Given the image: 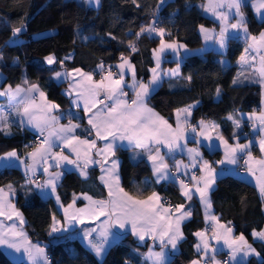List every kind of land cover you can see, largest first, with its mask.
<instances>
[{
    "label": "snow or ice",
    "instance_id": "6c2138e0",
    "mask_svg": "<svg viewBox=\"0 0 264 264\" xmlns=\"http://www.w3.org/2000/svg\"><path fill=\"white\" fill-rule=\"evenodd\" d=\"M83 3L90 7L100 6V0H83ZM132 3L140 7L138 0H132ZM165 3L166 0H159L156 9L159 10ZM246 3H250L258 19L264 20V0H207L199 7L219 21V32L203 25L199 31L206 44L211 41L213 45L219 46V50L226 49L233 34H243L247 47L239 63L252 69V74L245 77V80L258 83L264 90V31L259 35L249 33L244 10ZM24 31L23 24L13 27L10 42L20 43L19 37ZM144 34L150 38H160L158 47L152 51L155 67L149 69L151 78L147 82L137 79L135 66L123 53L120 62L114 67H106L101 61L91 71L80 67L69 70L66 63L72 59V54L62 59H58L54 53L44 57L47 65H58L48 69L52 74L49 86L51 81L56 84L68 83L64 93L70 100L67 113L62 112L60 105L49 99L48 93L39 83H32L25 77L15 86H5V78L0 73V97L6 98V103H0V134L9 137L13 134L14 127L38 133L37 142L26 158H21L16 150H12L0 155V160L19 161L25 172L26 184L34 185L44 196L49 195L46 190H50V195L55 196L57 204L63 209L64 222L61 226V221L53 215L49 234L68 232L74 225H83L79 235L97 258L103 256L106 246L112 240L130 230L140 242L150 239L154 245L158 243L159 251L148 246V252L142 254L148 264H169L167 250H177L179 243L185 239L181 225L192 217L191 207L184 203L173 206L164 201L156 191H152L146 199L125 191L119 174L121 161L114 158L121 150L133 152L131 159L137 163L143 162L142 157L147 158L152 169L153 183H178L180 194L187 201L193 200L194 196L199 197L208 227L193 234L198 239V243L194 245L198 255L190 264H242L238 257L259 256L243 234L234 236L230 222L220 223L212 212L210 193L214 190L219 173L216 166L203 159L200 149L205 146L203 141H207L209 151L222 147L224 158L218 161L219 165H238L243 160L248 175L256 179L257 188L264 198V158L257 159L252 154L254 144H258L264 157V110L258 112L254 109L248 114L251 128L257 136L255 141L249 140L248 143L239 142L236 130L241 128V121L233 114H229L226 119L232 121L234 127V144L225 139L220 125L215 121L202 118L193 124L192 112L199 101L176 109V125L173 127L167 119L149 107L148 98L165 77L181 75V51L188 53L189 50L176 39H165L166 36H171V32L161 26L155 12L151 21L142 24L140 30L134 33L136 40ZM107 35L113 40L118 39L112 33ZM77 38L85 41L89 39L79 33ZM127 47L132 53L138 51L137 44L131 38ZM168 51L174 54L176 67L164 70L162 64ZM198 51L202 52L203 49ZM2 59L0 54V60ZM97 74L100 76L98 80L95 79ZM129 75L131 82L127 80ZM187 79L191 81V76ZM232 83L239 86L244 80L236 78ZM128 89L132 90L131 96ZM219 94L220 89L217 88V97ZM65 118L67 123H61ZM101 141L104 143L100 144ZM190 142H194L196 146L188 147ZM185 151L189 156V163L174 159V153ZM170 160H174V164H170ZM69 165L72 166L71 169L66 167ZM95 165L100 167V181L107 189V198L94 199L87 193L80 196L74 194L72 202L65 207L57 195L62 176L66 171L74 169L87 178L89 166ZM194 168L198 169V173H191L189 179V173ZM39 169L43 170L46 177L43 183L36 178ZM181 169L184 170L182 175ZM14 195L12 185L7 186V191L0 187V217L13 221L11 224L0 222V247L16 253L22 252L28 264H49L44 247L33 243L23 231L24 218L10 199ZM78 199L87 201V204L76 207ZM90 224L95 226L88 227ZM252 236L255 240L264 241V229H253ZM213 241L217 245L222 243L229 250L227 260H217L221 249L213 246Z\"/></svg>",
    "mask_w": 264,
    "mask_h": 264
},
{
    "label": "trees",
    "instance_id": "16d2710c",
    "mask_svg": "<svg viewBox=\"0 0 264 264\" xmlns=\"http://www.w3.org/2000/svg\"><path fill=\"white\" fill-rule=\"evenodd\" d=\"M138 3L139 8L132 0H100L99 7L85 5L83 0H0V54L3 56L0 60V73L5 78V86H15L27 77L30 82L39 83L48 93L49 99L59 104L62 112L67 113L70 103L61 92L65 84L51 81L49 86L51 72L48 69L58 65H47L44 57L54 53L58 59H62L72 54L66 67H80L89 71L95 69L101 61L105 65L111 63L114 66L123 53L135 66L136 74H139L140 69L149 65L148 54L159 38H150L144 34L136 40L134 33L140 30L142 24L149 23L155 12L161 26L171 32V36L165 39H176L185 44L189 53L180 63L179 86L170 88L168 80H163L148 98L149 105L171 122L173 110L199 101L191 118L214 120L220 125L222 134L229 139L233 133L224 118L231 113L230 109L249 112L259 102L257 85L237 86L232 83L237 70L234 62L244 41L232 37L222 55L212 49L197 52L195 50L201 44L197 28L203 25L215 29L217 26L213 19L201 12L199 5L202 0H166L159 10L156 9L159 0H138ZM244 10L249 33L257 35L263 31L264 20L255 18L247 3ZM22 24L25 31L19 37L20 43L12 44L11 29ZM78 33L89 39L85 41L77 38ZM108 33L118 39H111ZM129 38L137 44L138 51L135 53L127 49ZM221 57L226 59L227 64L219 62ZM189 76L191 81L187 79ZM217 88L220 89L218 97ZM12 132L9 137L0 134V153L10 149L19 150L21 142L29 139L28 134L19 128L14 127ZM116 157L121 161L119 174L125 191L138 198L156 191L173 206L184 202L174 184L150 182L149 169L144 161L131 162L126 150L118 151ZM95 176L96 170L91 168L89 181L95 183ZM9 184L15 190V208L25 220V232L32 242L43 245L49 264H144L138 260V254L133 252L143 247L129 234H124L111 244L100 260L75 239L49 235V222L55 215L51 201L40 198L36 190L24 181V173L15 166L0 169V186ZM83 184L73 172H65L57 188L61 202L67 203L72 194L83 190ZM210 199L212 212L219 220L227 224L230 222L235 232L248 239L251 230H259L263 226L260 199L243 183L227 178L214 185ZM189 203L193 209L192 217L181 225L185 239L179 243L177 252L168 258L169 264H187L195 256L191 233L203 224L198 204L195 200ZM251 245L260 255L258 258L250 256L242 264H264V241L253 240ZM0 264L24 263L9 259L0 250Z\"/></svg>",
    "mask_w": 264,
    "mask_h": 264
},
{
    "label": "crops",
    "instance_id": "0c3cea01",
    "mask_svg": "<svg viewBox=\"0 0 264 264\" xmlns=\"http://www.w3.org/2000/svg\"><path fill=\"white\" fill-rule=\"evenodd\" d=\"M206 2H207V0H202V3H206ZM249 7H250V6H249ZM250 9H251V8H250ZM201 12H202L205 16L212 18V19L217 23V26H216V28H215V31H216V32H219V21H217L214 17H211L208 13H205V12L202 10V8H201ZM253 15H254V17H256V14H253ZM256 18H257V17H256ZM199 28H200V27H198L197 30H198V32H199V34H200ZM210 30H211V29H210ZM263 31H264V30H263ZM257 35H259V33H258ZM233 37L240 38V39H242V40L244 41V42H243L244 44H243L242 49H241V52H240V54L238 55V57L236 58V60H235V62H234V63L236 64V66H237L236 75H235V78H234V79L239 78L240 80H244V83H243V84H253V83H249L247 80H245V77H249V76L252 74V69L249 68L247 65H242L241 63H239L240 57H241V55L244 54V49L247 47V43L245 42V40H244V38H243V34H240L239 36H237L236 34H233ZM157 38H159V37H157ZM200 39H201V44H200L199 48H197L195 51H197V52H201V51H198V50H200V49H203V50H208V49L210 50V49H212L213 51L219 53L220 55H222V54L224 53V50H219V46H218V45H213L211 41H209V42L206 44L201 34H200ZM159 40H160V38L157 40V43L155 44V46L151 49V51H150L149 54H148V62H147V63H148L149 65H148V66H145V67L143 66L144 68L140 69V72H139L140 75H139V74H136L137 79H143L144 82H147V81L151 78V72L149 71V69L152 68V67H155V61H154L153 56H152V51H153V49H155V48L158 47V45H159ZM166 40H168V39H166ZM188 53H189V52H188ZM181 55H182V57L184 58V57L187 55V53L183 52V50H182V51H181ZM252 55H255V53H252ZM182 60H183V59H182ZM119 62H120V58H119V60H118L117 62L114 63V66H115L116 64H118ZM219 62H220L221 64H223V65L227 64L226 59L223 58V57L219 58ZM175 67H176V61H175V59H174V54H173L171 51H168V52L166 53V60H165V62L162 64V68H163L164 70H168V69L175 68ZM68 69L70 70V69H72V68H68ZM116 71H118V69H116ZM51 75H52V74H51ZM165 79L168 80L167 83H168V86H169L170 88H176L177 86H179V80H178V77H165L163 80H165ZM127 80H128V82H131V76H130V75L127 77ZM64 84H65V86H64V88L61 90V92H62V94H63L65 97L68 98V101H69V103H70L69 97H68L67 95L64 94V93H65V90H66L67 87H68V83H67V82H64ZM255 85H257V86L259 87V102H258V107H259V109L257 110V111L259 112L260 110H264V90L261 89V87H260V85H259L258 83H255ZM155 89H156V88H155ZM128 91H129L130 96H131V95H132V90H131V89H128ZM0 103H6V98L0 97ZM192 103H195V102H191V103H188V104H184V105H182V106H180V107H178V108H183V107H185L186 105H189V104H192ZM148 105H149V103H148ZM149 107H151V106L149 105ZM151 108H152V107H151ZM178 108H176V109H178ZM152 109H153V108H152ZM176 109L173 110V112H172V119H171V122H169L170 124H172L173 127H175V125H176ZM72 110L75 111V109H72ZM153 110H154V109H153ZM154 111H155V110H154ZM252 111H253V110H251V111H249V112H237V113H233V115L235 116L236 119L240 120V121H241V124H242V122H244V121H249V120H248V114L251 113ZM155 112H156V111H155ZM81 114H82V113H81ZM230 114H232V113H230ZM159 115H160V114H159ZM228 115H229V114H227L226 117H227ZM226 117H225L224 119L228 122V125H230V131H231V133H233V131H234V127H233L232 121L227 120ZM200 119H202V117H198V118H196V119H192V118H191V121H192L193 124H196ZM203 119H205V120H209V121H214V120H212V119H208V118H203ZM61 123L66 124V123H67V119L65 118L63 121H61ZM216 123H217V122H216ZM84 126H86V121L84 122ZM19 130H20V129H19ZM20 131H25L28 135H38V133H36V132L33 131V130H20ZM236 131H238V133H239V142H240V143H248V140L245 139V137H243V136L240 134V131H239V130H236ZM249 131L255 135V140H256V139H257V136H256V134L253 132V130H252V128H251V122H250V121H249ZM189 135H191V133H189ZM224 137H225V136H224ZM201 139H202V138H201ZM225 139L228 140L230 144H234V143H236V140L233 139V136H231L229 139H227V138L225 137ZM255 140H254V141H255ZM99 143H100V144H103L104 142L101 141V142H99ZM215 143H216L217 145H219V142H218V141H216ZM203 144H204L205 146L202 147V148L200 149L201 154H202V156H203V159H204V160H208L210 163H212L214 166H216V167H217V171H218V173H219V176H218V179H217L216 184L219 183V182H223V181H225L227 178H232V179H235V180H237V181L243 183V184H244V185H245V186H246L251 192L257 194V196L259 197L260 202H261V209H262V212H263V215H264V198L261 197L260 192H259V190H258V188H257V182H256V179H255L253 176L248 175V173H247V168H246V170H245L244 172H237V171L235 170V168H234V165H230V164L219 165V164H218V161L224 158V149H223L222 147H219V146H218L214 151H209V149L206 147V145H207V141H203ZM34 146H35V145H34ZM34 146H32L31 148H29V149L26 151L24 158H26L27 153H28L29 151L33 150ZM195 146H196V145H195L194 142H190V143L188 144V147H195ZM12 150H14V149H10V150L4 151V152L0 153V155H4L5 153H7V152H9V151H12ZM57 150H59V149H57ZM137 151H139V150H137ZM164 151H166V149H165ZM215 151H216V152H215ZM65 152H67V149H65ZM126 152H127V157H128V159H129L131 162H135V161H133V160L131 159V157L134 155V153L131 152V151H127V150H126ZM213 153H215V154H213ZM252 154H253L254 157H257V159L262 158V154L260 153V150H259V146H258V144H254V147H253V149H252ZM173 155H174V159H175V160H182L184 163H189V156H188V154H187L186 151L183 152V153H181V152H176V153H174ZM211 155H213V156H211ZM73 158H74V157H73ZM114 158H117V157H114ZM263 158H264V157H263ZM142 159H143V161L145 162L146 166H147L148 169H149V180H150L151 183H153L152 181H153L154 178H153V175H152L151 165H150V163L147 161V158H146V157H142ZM169 162H170V164H174V160H170ZM8 165H15V167H17L18 170H20L21 173H24V174H25L23 167L19 165V161L0 160V169L3 168V167H6V166H8ZM66 167L69 168V169L72 168V166H70V165H69V166H66ZM91 168H94V169L96 170L95 183L89 181V173H90V169H91ZM197 170H198V169H197ZM183 171H184V170L181 169V173H180V175L183 174ZM66 172H73V173L79 178V180L82 181V183L84 182V184H83V186H84L83 190L76 192V193H75L76 196H80L82 193H87L88 195H91L94 199H106V198H107V189L104 188V185H103V184L101 183V181H100L101 170H100V167H99L98 165H95V166H89V168H88V176H87V178L82 177V176L80 175V173H79L78 171L74 170V169L71 170V171H66ZM36 174H39V176L41 177V183H43V180L46 178L45 175H44V173H43V170H42V169H39V170L36 172ZM258 175H259V173L257 172V176H258ZM86 183H88V184H86ZM162 183H164V182H162ZM153 184H155V183H153ZM172 184H173V183H172ZM174 185H175V187H176V189H177V193H178V195L183 199V201H184L183 203H184L186 206L191 207V203H189V201H187V200H186V199L180 194L179 184L176 183V184H174ZM0 187H3V188L5 189V191H7V186H6V185H5V186H0ZM46 191L49 192V195L44 196V195H42V194L40 193V190H39V189H36L37 195H38L40 198H42V199H49V200L51 201V203H52V205H53V208H54V212H55L56 219L59 220V221H61V226H63V222H64V213H63V209L60 208L59 205L57 204L55 196L50 195V190H46ZM151 193H152V192H150L149 194H147V195L144 196V197H141L140 199H146L147 196L151 195ZM73 195H74V194H72L70 200H69L67 203L64 204L65 207H66L69 203L72 202ZM13 198H14L13 196L10 197L11 202L14 204V202H13ZM193 200H195L196 203L198 204V207H199V210H200V214H201V221H202V224H203V226H204V224H206V223H205V219H204V208H203V206L201 205L198 196H194V197H193ZM86 204H87V201H85V200H83V199H78V200L76 201V207H84ZM180 204H181V203H180ZM176 205H179V204H176ZM52 217H53V216H52ZM52 217H51V219H50L49 226H48V234L50 233L51 226H52V224H53ZM101 220H103V217H101ZM185 221H186V220H185ZM0 222H3V223H5V224H11L13 221H6V220H4L2 217H0ZM17 223H18V221H17ZM97 223H99V221H97ZM220 223H222V224H227V223H225V222H221V221H220ZM24 224H25V220H24ZM24 224H23V231L25 232ZM87 226H88V227H94L95 225H91V224H90V225H87ZM203 226H202V227H203ZM82 227H84V226H83V225H74V226H72V227L69 229L68 232H64V233H60V232L52 233L51 236H67L68 238H69V237H73V238H71V239H75V240H77V241H78L81 245H83V246H84V247H85V248H86V249H87V250H88V251H89V252H90V253H91L96 259H97V260H100L103 256H102L101 258H97L96 255H95V253L92 252V251L87 247V243H86V241H83L82 236L79 235V233H80V229H81ZM202 227H201L200 229H197V230H195V231H193V232L191 233V236H192V239H193V243H192V251H193V253L195 254V256L192 257V258L187 262V264H190V262H191L192 260H194V259L197 258V255H198V254H197V252H196V249H195L194 245H195L196 243H198V239H197V237H196L195 235H193V234H194L196 231H201V230H203ZM231 227H232V226H231ZM261 229H264V223H263V226H262L259 230H261ZM259 230H257V231H259ZM113 231L118 232L119 230H118V229H113ZM252 232H253V230H251V231L249 232V237H250L249 239H248L247 237H245V239L248 241L249 244H251V241L255 240V239L253 238V236H252ZM25 233H26V232H25ZM124 234H125V233H121L117 239L112 240V241L110 242V244L106 246V250H107V248H108L111 244L117 242V241L119 240V238H121V236H123ZM126 234H129V235L132 237V239H133L137 244H139V245H141V246L143 247L142 249H140V250H139V249H138V250H134L133 252L136 253V254H138V260H139L140 262H143L144 264H148V262L145 261L144 256H143L142 254H146V253L148 252V246H152L153 249H154L155 251H159V250H160V249H159V245H158V243L154 245V244H153V241L150 240V239H146L145 242H140L136 237H134V236L131 234V231H130V230H129ZM49 235H50V234H49ZM94 235H95V234H94ZM233 235L238 237V236H240L241 234L235 232L234 229H233ZM33 243H37V242H33ZM39 244H40L41 246H43L41 243H39ZM213 246H215V247L221 249V251H220L218 254H224V255H227V256H228L229 250H228V249H227L222 243L219 244V245H217V244L215 243V241H213ZM0 250L3 252V254H4L6 257H8L9 259H11V260H13V261H19V262H23L24 264H28L27 258L23 256L22 252H21V253H16V252H14L13 250L4 249V248H2V247H0ZM177 250H178V248H177ZM177 250L173 251V250H171V249L169 248V249L167 250V251H168V258H169L172 254L176 253ZM105 252H106V251H105ZM105 252H104V253H105ZM218 254H217V255H218ZM103 255H104V254H103ZM250 256L255 257V258H258L257 255H250ZM250 256H248L247 258H249ZM238 258L241 259L242 262H244V261L247 259V258H243V257H238Z\"/></svg>",
    "mask_w": 264,
    "mask_h": 264
},
{
    "label": "built area",
    "instance_id": "2783aa9c",
    "mask_svg": "<svg viewBox=\"0 0 264 264\" xmlns=\"http://www.w3.org/2000/svg\"><path fill=\"white\" fill-rule=\"evenodd\" d=\"M160 22V21H159ZM127 49H128V47H127ZM129 50V49H128ZM130 51V50H129ZM108 65H112L113 66V64H111V63H106V67L108 66ZM114 67V66H113ZM89 71H91V69L89 70ZM95 79H100V76H99V74H97L96 76H95ZM258 110L259 109V107L258 106H255L254 108H253V110ZM230 112L231 113H237L234 109H230ZM239 131H240V134L243 136V137H245V139H247L248 141L249 140H255V135L253 134V133H251L250 131H249V121H244V122H242V124H241V128L239 129ZM246 134V135H245ZM28 140L27 141H22L21 142V144H20V149L19 150H16L17 151V153H18V155L21 157V158H24V156H25V153H26V151L29 149V148H31L32 146H34L35 144H36V142H37V139H38V135H28ZM26 145L28 146V147H26ZM246 158V157H245ZM234 168H235V170L237 171V172H244L245 170H246V166L244 165V163H243V160H240L239 161V164L238 165H234ZM193 172H195V173H198V170L197 169H191V172L189 173V176H188V178L190 179V176H191V173H193ZM36 178H37V180L41 183V177L39 176V174H36ZM24 181L26 182V177H25V174H24ZM30 186H31V188L32 189H37L34 185H31V184H29ZM164 200V199H163ZM164 201H166V200H164ZM169 203V202H168ZM206 227H208V225H206V224H204V226H203V230H205L206 229ZM210 234V233H209ZM212 244H213V242H212ZM47 257H48V255H47ZM217 260H220V261H225V260H227L228 259V256L227 255H222V256H219V255H217ZM48 260H49V257H48Z\"/></svg>",
    "mask_w": 264,
    "mask_h": 264
},
{
    "label": "rangeland",
    "instance_id": "374dc122",
    "mask_svg": "<svg viewBox=\"0 0 264 264\" xmlns=\"http://www.w3.org/2000/svg\"><path fill=\"white\" fill-rule=\"evenodd\" d=\"M249 6H250V8H251V5H250V3H247ZM251 12L253 13V14H255V12L251 9ZM211 16V15H210ZM212 17V16H211ZM256 18V17H255ZM212 19V18H211ZM258 19V18H257ZM257 158V157H256ZM263 158V157H262Z\"/></svg>",
    "mask_w": 264,
    "mask_h": 264
}]
</instances>
